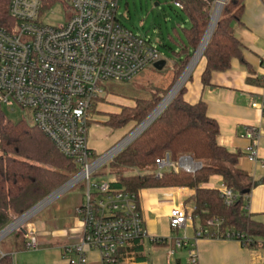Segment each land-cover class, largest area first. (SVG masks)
Wrapping results in <instances>:
<instances>
[{"label": "built area", "instance_id": "obj_1", "mask_svg": "<svg viewBox=\"0 0 264 264\" xmlns=\"http://www.w3.org/2000/svg\"><path fill=\"white\" fill-rule=\"evenodd\" d=\"M45 1H8V15L14 25L0 27V107L28 111L29 124L40 129L77 164L79 172L69 179L65 189L84 181L86 190L82 203L75 208L79 240L64 248L63 257L68 264H87L89 250L100 253L101 264H116L118 251L132 241L146 238L147 233L137 193L115 187V180L92 179L97 168L116 154L109 159L106 154L93 157L87 142L90 111L103 93V82H128L156 63L161 53L149 38L134 34L119 22L117 0H70V15L57 26L40 19ZM216 2L208 3L210 12ZM174 6L182 8L178 1H174ZM250 106L264 114V87ZM256 136L254 127L247 129V139ZM245 153L249 160H256L252 145ZM156 166L157 177L164 168L188 172L194 168L184 159L171 162L168 154L157 159ZM218 191L227 205L233 202L235 194L224 183ZM190 219L191 214L183 206L170 209L172 229L183 227ZM203 233L207 230H198L195 235L200 237ZM26 237V248H35V237ZM223 238L236 239L229 233ZM238 241L245 245L251 239ZM174 245L181 247L186 243L176 238ZM249 249L253 259L264 262V255L257 253L264 250V242ZM187 259L189 264L197 263L193 246Z\"/></svg>", "mask_w": 264, "mask_h": 264}, {"label": "trees", "instance_id": "obj_2", "mask_svg": "<svg viewBox=\"0 0 264 264\" xmlns=\"http://www.w3.org/2000/svg\"><path fill=\"white\" fill-rule=\"evenodd\" d=\"M8 1L0 0V27L14 25L8 15ZM55 1L46 0L44 6L49 8ZM174 1L181 3L179 10L188 24L177 22L168 33L177 49L176 52L168 47L175 55L168 71V82L163 86L152 84L146 96L129 98L133 103L122 106L117 113L107 114L102 125L112 130L128 124L137 126L167 94L188 64L207 27L208 3L212 0ZM242 13L243 0H227L223 4L202 53L205 58L201 73L203 86L210 84L212 72L229 69L232 59L244 62L243 47L233 33V24L240 22ZM184 92L185 83L158 117L108 162L110 173L116 175L114 186L137 194L147 188L192 189L191 218L196 229L207 230L201 237L223 238L229 233L242 243L251 239L243 246L256 247L264 242V224L254 220L245 209L246 196L254 181L245 171L235 167L243 153L218 144L219 126L207 115L206 103L202 99L189 103L183 98ZM165 154L173 163L189 155L201 162V167L193 172L168 169L157 177L153 171L156 160ZM98 156L93 154L94 158ZM127 168L145 172L124 174ZM77 170L76 162L63 155L40 129L25 120L10 121L0 107V230L64 184ZM212 176H220L235 194L231 204L224 202L217 188L206 186ZM209 221L212 223L208 224ZM11 235L10 247L0 246V264H13L14 252L26 248V233L17 230ZM153 242L159 243V239ZM124 248L128 247L121 248L118 254H124Z\"/></svg>", "mask_w": 264, "mask_h": 264}, {"label": "crops", "instance_id": "obj_3", "mask_svg": "<svg viewBox=\"0 0 264 264\" xmlns=\"http://www.w3.org/2000/svg\"><path fill=\"white\" fill-rule=\"evenodd\" d=\"M233 33L243 47L244 62L232 59L229 69L212 72L210 84L203 86L201 73L205 58L201 55L184 82L183 98L189 103L199 99L206 103L207 115L219 126L218 144L243 153L235 167L245 171L253 181L264 180V114L250 106L251 100L264 87V3L261 0H243L241 20L233 24ZM117 112L118 109L108 113ZM250 127L256 129L257 136L249 140L245 133ZM251 145L256 153L254 161L245 153ZM89 148L98 155L92 146ZM154 170L157 171V166ZM222 183L220 176H212L206 186L219 189ZM193 193L186 187L141 190L138 196L147 237L126 245L128 248H124V254H118L116 264H189L187 258L192 246L198 255L196 264H264L253 259V251L234 238L196 237L199 229L195 228L192 218L183 227L172 229L170 209L181 205L191 214ZM81 203L74 206L72 216L76 221H72L68 229L49 235L39 223H32L35 232H41L36 235V247L33 251L24 248L14 252L13 264H68L63 257L64 248L79 240L80 224L75 208ZM245 209L254 220L264 224V182L251 188ZM176 238L184 239L186 245L176 247ZM154 239H159V243L153 242ZM257 253L264 255V250L259 249ZM86 258L87 264H101L100 253L96 250L87 251Z\"/></svg>", "mask_w": 264, "mask_h": 264}, {"label": "rangeland", "instance_id": "obj_4", "mask_svg": "<svg viewBox=\"0 0 264 264\" xmlns=\"http://www.w3.org/2000/svg\"><path fill=\"white\" fill-rule=\"evenodd\" d=\"M117 3V18L119 22L134 34L144 36L154 42L161 53V58L165 65L162 69H157L154 64L149 65L128 82L108 80L102 83L103 93L92 106L93 111L91 109V120L87 131L88 146H92L99 156L124 139L136 127H132L134 124H128L122 129L112 130L102 125L101 122L106 119L108 112H114L117 109L120 111L122 106L131 105L133 102L129 98L146 96L152 84L163 86V84L165 85L168 82V71L172 61L175 59V55L168 47L177 52L176 47L168 38V33L172 31L171 28L177 22L188 24L180 10L174 6V0H117ZM70 10V0H56L49 8L42 7L40 19L53 26L62 25L70 15ZM108 92H114L120 96L112 95ZM1 109L7 119L12 122L29 121L28 111L22 108L14 107L13 110H10L6 107H1ZM137 171L138 173L145 172L144 170L127 168L124 174H136ZM153 171L155 172V170ZM78 172L79 169L69 179ZM95 173L96 175H93L92 179L103 178L113 181L116 178L115 174L110 173L108 162L98 167ZM85 190L84 181L64 189L25 220L20 227L15 228L11 233L3 237L0 240V246L9 248L12 243L11 234L20 230V228L36 239L37 233L41 232H35L32 226L34 222L39 223L42 229L49 232V235L54 234V232L57 233L61 229H68L73 225L72 221L75 220L72 216L73 208L83 201Z\"/></svg>", "mask_w": 264, "mask_h": 264}, {"label": "water", "instance_id": "obj_5", "mask_svg": "<svg viewBox=\"0 0 264 264\" xmlns=\"http://www.w3.org/2000/svg\"><path fill=\"white\" fill-rule=\"evenodd\" d=\"M225 3V1L223 2V4ZM222 9V7H221ZM221 9H220V12H221ZM220 12H219V15H220ZM218 15V17H219ZM210 19H211V15L209 16V21H208V24H207V27L201 37V40L197 46V48L195 49V51L193 52L188 64L186 65V67L184 68V70L182 71L181 75L179 76V78L176 80V82L174 83V85L179 81V79L182 77V75L184 74V72L186 71V69L189 67V65L191 64V62L193 61V59L195 58V55L196 53L198 52L200 46L202 45V41L204 39V36H205V33H206V30L209 26V23H210ZM218 20V18H217ZM216 20V22H217ZM216 22L212 28V31L216 25ZM212 31L208 37V39L206 40V42L201 46V49L198 53V55L196 56V59L194 60V62L202 55L203 51H204V48L212 34ZM193 62V63H194ZM164 61L163 60H160V61H157L156 63H154V66L157 68V69H162L163 66H164ZM193 65V64H192ZM192 68V67H191ZM191 68L189 70V73L191 71ZM188 73V75H189ZM188 75L183 79V81L181 82L179 88L184 84L186 78L188 77ZM174 85L172 86V88L174 87ZM171 88V89H172ZM178 88V89H179ZM170 89V90H171ZM178 89L174 92V94L171 96V98L168 100V102L165 104V106L160 109L159 111H157L158 107L160 106V104L162 103V101L165 99V97L167 96V93L163 98L162 100L160 101V103L149 113V115L140 123L138 124L124 139H122L120 142H118L116 145H114L111 149H109L106 153H104L103 155H107V159L113 157L115 154H117L121 149H123L126 145H128L131 141H133L137 136H139L157 117L158 115L164 110V108L170 103V101L172 100V98L175 96V94L177 93ZM169 90V91H170ZM157 111V112H156ZM152 117V118H151ZM149 119V120H148ZM182 159L184 160H187L189 162H191L192 164H194V168L192 170H190V172H193L195 170H197L198 168L201 167V162H198V161H194L192 159L191 156L189 155H185V156H181L180 157V161H182ZM69 180L66 181L64 184H62L60 187H58L57 189H55L53 192H51L49 195H47L46 197H44L42 200H40L38 203H36L33 207H31L30 209H28L26 212H24L22 215L18 216L17 218H15L14 220H12L7 226H5L2 230H0V240L3 239V237H5L6 235H8L9 233H11L15 228L17 227H20V225L25 221L27 220L29 217H31L35 212H37L45 203H47L50 199L54 198L56 195H58L59 193H61L64 189H65V186L68 184ZM262 182H264V180L262 179H259L257 181H254L253 183V186H257L259 184H261ZM16 226L11 229V230H7L8 227H10L11 225H13L14 223H16ZM20 230L25 233L26 231L22 228H20Z\"/></svg>", "mask_w": 264, "mask_h": 264}, {"label": "bare ground", "instance_id": "obj_6", "mask_svg": "<svg viewBox=\"0 0 264 264\" xmlns=\"http://www.w3.org/2000/svg\"><path fill=\"white\" fill-rule=\"evenodd\" d=\"M225 0H217L215 6L213 7V10H212V13H211V19H210V23H209V26L206 30V33H205V36H204V39L202 41V45L206 42V40L208 39L211 31H212V28L218 18V15H219V12H220V9L221 7H223V2ZM201 45V46H202ZM201 46L198 50V52L196 53L195 55V58L193 59V61L191 62V64L189 65V67L186 69V71L184 72V74L182 75V77L179 79V81L174 85V87L169 91V93L167 94V96L165 97V99L162 101V103L160 104V106L158 107L157 111H159L160 109H162L165 104L168 102V100L171 98V96L174 94V92L179 88L181 82L183 81V79L188 75L189 73V70L190 68L192 67V64L194 62V60L196 59V56L198 55L200 49H201ZM156 111V112H157ZM152 118V117H151ZM149 120V119H148ZM190 167V166H189ZM15 224V223H14ZM16 226V225H15ZM15 226L11 225L10 227L7 228L6 232L8 230H11L13 229Z\"/></svg>", "mask_w": 264, "mask_h": 264}]
</instances>
